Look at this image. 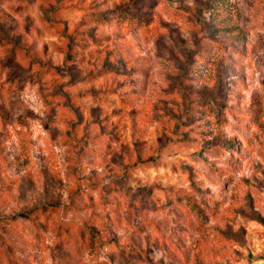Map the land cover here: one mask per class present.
<instances>
[{
  "label": "rangeland",
  "instance_id": "1",
  "mask_svg": "<svg viewBox=\"0 0 264 264\" xmlns=\"http://www.w3.org/2000/svg\"><path fill=\"white\" fill-rule=\"evenodd\" d=\"M264 0H0V264H264Z\"/></svg>",
  "mask_w": 264,
  "mask_h": 264
},
{
  "label": "trees",
  "instance_id": "2",
  "mask_svg": "<svg viewBox=\"0 0 264 264\" xmlns=\"http://www.w3.org/2000/svg\"><path fill=\"white\" fill-rule=\"evenodd\" d=\"M262 222V224H264V221H261Z\"/></svg>",
  "mask_w": 264,
  "mask_h": 264
}]
</instances>
